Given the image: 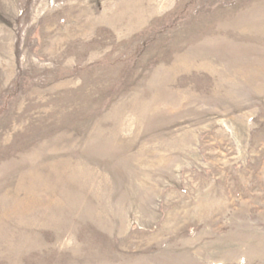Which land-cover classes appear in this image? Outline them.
<instances>
[{"label":"rangeland","instance_id":"374dc122","mask_svg":"<svg viewBox=\"0 0 264 264\" xmlns=\"http://www.w3.org/2000/svg\"><path fill=\"white\" fill-rule=\"evenodd\" d=\"M0 264H264V0H0Z\"/></svg>","mask_w":264,"mask_h":264}]
</instances>
